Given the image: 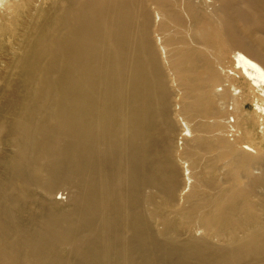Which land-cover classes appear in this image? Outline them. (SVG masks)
Masks as SVG:
<instances>
[{
  "label": "bare ground",
  "instance_id": "6f19581e",
  "mask_svg": "<svg viewBox=\"0 0 264 264\" xmlns=\"http://www.w3.org/2000/svg\"><path fill=\"white\" fill-rule=\"evenodd\" d=\"M0 264H264V0H0Z\"/></svg>",
  "mask_w": 264,
  "mask_h": 264
},
{
  "label": "rangeland",
  "instance_id": "374dc122",
  "mask_svg": "<svg viewBox=\"0 0 264 264\" xmlns=\"http://www.w3.org/2000/svg\"><path fill=\"white\" fill-rule=\"evenodd\" d=\"M229 120L232 122L233 119H232L231 116H229ZM231 138H232V137H231ZM64 196H65V195L62 194V193H60V192L56 194V197H57V198H59V197H63V198H64Z\"/></svg>",
  "mask_w": 264,
  "mask_h": 264
}]
</instances>
